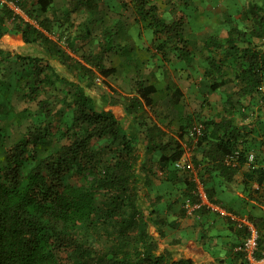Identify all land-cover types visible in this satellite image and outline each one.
<instances>
[{
  "label": "trees",
  "instance_id": "trees-1",
  "mask_svg": "<svg viewBox=\"0 0 264 264\" xmlns=\"http://www.w3.org/2000/svg\"><path fill=\"white\" fill-rule=\"evenodd\" d=\"M30 1L0 0V38L11 25L26 44H43L46 52V56L17 54L18 64L7 66L12 53L0 47V96L5 85L26 101L36 100L45 113V120L35 126L28 124L22 137L9 147L5 129L0 127V264H195L192 258L175 259L166 249L161 250L169 221L158 207L163 195H154L151 189L154 179L183 181L182 194L192 204H201L193 211L211 210L202 202L193 167L174 166L185 152L181 139L197 121L202 126L194 130L197 152L193 165L211 201H216L218 193L211 181L217 178L228 188L239 172L248 181L257 176L264 180L263 168L244 169L249 131L236 119L237 115L246 120L255 114L257 102L258 116L264 118V0H248L241 11L244 26L236 23L226 36L211 32L204 40V76L210 88L218 91L232 84L235 88L215 115L186 114L178 86L157 95L154 83H141L138 96L125 104L130 114L144 103L154 117L181 122L177 138L158 123L144 122L145 139L136 127L127 130L112 110L99 104L90 90L92 82H76L50 61L58 60L75 76L115 73L116 67L104 65L108 51L115 46L113 39L110 48L102 46L97 53L78 56L70 51H76L71 37L64 45L61 35L51 34L56 25H67L73 13L94 7L97 1L72 0L62 15L53 10L55 0H33L31 6ZM129 2L152 26L156 47L164 57L171 53L192 62L185 9L173 2L171 10L179 11L172 13L173 19H166L157 0ZM60 83L73 88V111L69 121L60 117L54 122L51 100L40 94ZM3 105L0 98V109ZM27 114L31 113L24 108L15 118L22 124ZM104 139L108 142L100 145ZM143 141L147 151H162L157 168L140 148ZM232 154L235 160L228 162L227 156ZM71 176L83 181H72ZM250 218L258 226L263 251L264 217Z\"/></svg>",
  "mask_w": 264,
  "mask_h": 264
},
{
  "label": "rangeland",
  "instance_id": "rangeland-1",
  "mask_svg": "<svg viewBox=\"0 0 264 264\" xmlns=\"http://www.w3.org/2000/svg\"><path fill=\"white\" fill-rule=\"evenodd\" d=\"M109 1L112 0H102L100 5L101 8L98 9V11H83L81 9L78 13H73L71 17L73 19L72 23H67V25L61 27L56 25V28H54L51 34L56 38L61 35L64 45H67L65 42L66 38L71 37V40H74L76 51L74 49H70V51L78 56L86 52L97 53L102 46L110 48L109 41L113 39L115 46L108 51L104 64L106 67L115 65V73L108 77H104L99 71L90 78L87 75H82V73L75 76L58 60L50 59L61 74L79 83L88 84L92 82L90 90L98 97L99 104L112 110L127 130L132 131L134 127H136L137 131H141L140 136L144 139L148 134L145 131L144 122H148V124H160V126L166 129L168 132L167 134H170L169 130H171L174 134L170 135L176 138L180 131V122L178 120L170 121L164 118L156 119L150 111L149 106L144 103L139 104L137 110L133 111L132 114L125 109V104L129 105L132 98L138 96V87L141 83H148V79H152V75L155 72L162 78L161 83H163L164 86L168 85V87L174 89L178 86L181 89V93L183 94L182 100L185 103L187 114L195 117L196 115L210 117L215 114L217 110L219 111L222 109L224 98L228 96V93L234 91L235 88L233 84L225 85L218 91H213L210 88V82L204 76V68L207 65L203 52L204 40L211 32L221 34L222 36L227 34L230 27L236 23L244 26V22L241 21V11L246 7L248 0H157L160 6L166 8V10L171 9L175 3L180 10H186L184 11L187 19L186 34L190 39L191 49L194 55L192 62L188 63L187 68H178V70L173 69L176 57H173L171 53L167 55V57L163 55L159 57L162 60L160 64L158 60H155L153 55L150 61L153 64L150 62L145 64V62L140 60L141 58L132 57L130 61L132 60L133 63L136 64L131 69H128L129 64H126V53L124 47H121V42L118 48V25L117 23L112 24L114 17L118 16L117 9L110 5L108 6L107 4ZM32 2L33 0L29 2L30 6ZM69 5L70 0H62L61 2H57L55 7H62L65 9ZM126 8L128 11L132 8V4L129 0ZM89 12L95 13L89 14ZM167 13L170 12L168 11ZM87 14H89V17L85 16ZM89 21L90 23H88ZM115 32H117L116 36L114 35ZM0 47L12 53L13 57L10 58V61L5 62L7 66L18 64L16 62V60H18L17 54L20 53L46 56V52L43 50V44H26L21 40V36L12 30L11 25L7 26V33L0 38ZM62 84L63 83L58 84L56 86L57 88L50 87L48 91L40 94V98H50L51 111L54 112L52 114L54 122H57L60 117L69 121L73 111L70 104L73 100V88L70 84ZM2 91L4 93L0 98L4 105L0 109V127L5 129L4 140L9 143L7 145V147H9L11 142L22 137V132L27 129L28 124L35 126L45 120V113L41 111L36 100L26 101L18 94L10 93L5 85H3ZM258 105H260V103L257 102L253 109L255 114H252L246 120H243L241 115H237V121L245 123L249 129L253 127L256 131L259 130L260 124H256L255 126L252 125L258 122V114L260 113ZM24 108H27L28 113L31 114L25 115L21 124L15 118V114ZM187 136L188 133L185 137L187 138ZM107 142L108 140L104 139L100 140L98 143L103 145ZM143 144L144 145H140V148L146 153L147 161L157 168V161L162 151H147L143 149L147 145L145 141H143ZM189 144L191 146L193 145L191 142H189ZM196 152L197 149L195 148L194 155ZM257 159L258 161L260 160L259 158ZM174 166L175 168L178 167L177 161L174 162ZM70 179L78 182L83 181V178H78L77 176H71ZM154 186H161L159 190L163 189V179H154ZM155 187H152L151 191L155 189ZM152 192L156 195V192ZM162 195L165 198L158 202V207L161 212L165 209V199L168 193H163Z\"/></svg>",
  "mask_w": 264,
  "mask_h": 264
},
{
  "label": "crops",
  "instance_id": "crops-1",
  "mask_svg": "<svg viewBox=\"0 0 264 264\" xmlns=\"http://www.w3.org/2000/svg\"><path fill=\"white\" fill-rule=\"evenodd\" d=\"M61 1L55 0L53 4V10L58 15H62L66 9L55 7L57 2ZM96 1L97 3H94V7L86 6L82 10L98 11L101 8L102 0ZM131 4L132 8L129 11L126 8L128 0H112L107 4L117 9L118 16L114 17L112 24L117 23L118 25V43H122L121 47H124L126 64H129L128 69H131L136 64L132 60L130 61L132 57L141 58L140 60L148 64L153 55L155 60H158L160 64L162 60L159 57L162 54L155 47L154 30L147 21L137 15L133 3ZM78 11L75 13H78ZM160 11L166 19H173V11L171 9L160 8ZM168 11L170 13H167ZM176 11L179 10L175 9L173 14ZM91 13L95 12H89V14ZM89 14L85 16L89 17ZM72 22L73 19L71 18L69 23ZM114 35L116 36L117 32ZM119 44L118 48L120 47ZM150 63L153 64L152 62ZM187 67V61L177 58L174 60V70ZM156 75L155 72L152 75V79H148L149 82L146 83V85L151 82L155 84L156 92L154 94L170 89L168 85L164 86L161 83L162 78ZM257 121L255 124H252L253 126L260 124V129L257 131L253 127L249 129L246 126L249 131L248 142L246 144L248 152L255 151L256 149L255 152L260 159L258 161V168L264 169V118L258 116ZM169 132L170 134H174L171 130ZM141 145H144L143 142ZM143 149L146 150V147ZM244 169L248 171L250 168L246 165ZM211 183H215L218 188L216 203L221 204L229 210L236 211L239 216L249 218L251 216L264 217V180L259 179L258 176L248 181V179H245L244 174L239 172L233 181L232 188L226 187L220 178L211 181ZM163 184L164 186L161 190H159L161 186L155 187L153 184L155 189L152 190L156 194L168 193L169 195L165 199V209L162 210V214L167 217L169 224L165 227L166 237L161 243V250L166 249L175 259L182 257L192 258L195 264H247L243 259V255L236 250V247L244 238V232L236 226L234 217L221 214L217 211H192V207L188 208L187 206L188 198L182 194L186 186L183 181L174 183L173 181L164 179ZM164 198L163 196L162 199ZM175 240L177 242H174Z\"/></svg>",
  "mask_w": 264,
  "mask_h": 264
},
{
  "label": "built area",
  "instance_id": "built-area-1",
  "mask_svg": "<svg viewBox=\"0 0 264 264\" xmlns=\"http://www.w3.org/2000/svg\"><path fill=\"white\" fill-rule=\"evenodd\" d=\"M5 2L6 0H2ZM10 6L19 9L16 7L15 3L13 1L8 2ZM26 17H28L25 14ZM196 126L192 125V127L189 129L187 138L184 137L181 139V144L183 145V148L185 152L183 153L182 157L177 160L178 167L177 168H183L185 166L193 167L192 174L197 177L198 183H199V189L198 192L202 198V202L207 204L210 207V211H217L224 215H230L234 217V221L236 222V226L239 229L245 230L244 238L240 244L236 247V250L240 252L243 255V259L246 261L247 264H264V250L261 251L260 243H259V229L258 226L255 224V222L246 216H239L237 215V212L234 210H229L226 207L222 206L221 204L216 203L215 201H211L209 198V195L206 191V186L200 179L199 172L196 170V168L193 165V155H194V149L196 148V138L194 136V130L197 127L202 126L199 121L196 122ZM189 142L193 143L191 146ZM228 162H233L235 160L234 154L227 156ZM258 156L254 151H250L247 153V165L249 168H258L259 162H258ZM188 202V208L192 207V211L195 207L200 206L201 204H192L190 200H187Z\"/></svg>",
  "mask_w": 264,
  "mask_h": 264
}]
</instances>
